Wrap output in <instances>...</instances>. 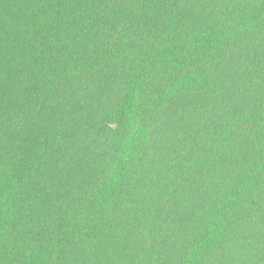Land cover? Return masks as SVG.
Listing matches in <instances>:
<instances>
[{
  "label": "trees",
  "instance_id": "16d2710c",
  "mask_svg": "<svg viewBox=\"0 0 264 264\" xmlns=\"http://www.w3.org/2000/svg\"><path fill=\"white\" fill-rule=\"evenodd\" d=\"M0 264H264V0H0Z\"/></svg>",
  "mask_w": 264,
  "mask_h": 264
}]
</instances>
